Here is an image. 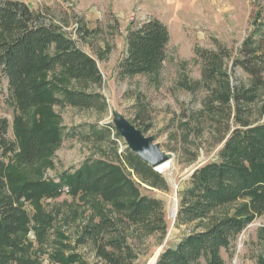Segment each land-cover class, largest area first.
Instances as JSON below:
<instances>
[{"label":"trees","instance_id":"16d2710c","mask_svg":"<svg viewBox=\"0 0 264 264\" xmlns=\"http://www.w3.org/2000/svg\"><path fill=\"white\" fill-rule=\"evenodd\" d=\"M83 35L87 31L82 30ZM83 37V36H81ZM168 31L159 20H148L129 28L125 55L119 64L122 76L155 74L164 61ZM200 62V78L184 80L182 87L195 94L205 91L204 111L219 134L217 160L195 169L189 186L178 193L176 222L190 228L178 242L164 249L155 264H225L222 251L256 217L264 214V16L262 9L252 14L250 29L240 45L230 51L216 42V48L194 49ZM225 60L239 68L245 81L232 84ZM56 67L64 69L68 80L81 87L63 89L43 80ZM0 77L6 81L9 105L13 109V136L8 122L0 118V264H33L23 258L21 234L27 215L23 201L35 202L41 194L58 197L69 194L97 195L96 221L79 226L77 244L88 247L100 264H133L135 251L129 239L164 236L167 226L161 201L144 196L120 164L127 166L143 184L167 189L162 174L136 156L125 143L117 160L86 159L77 168L65 170L57 181L37 184L35 189L20 187L7 191L5 158L16 157L26 167L39 164L56 135H82L96 143L122 142L113 124H83L62 133L57 116L35 109L51 95L59 103L104 112L107 104L88 85L101 86L96 61L57 27L46 24L44 16L24 2L0 3ZM258 114L262 123L252 117ZM205 119V118H204ZM199 121L197 135L203 130ZM203 121V120H202ZM144 133L148 126H136ZM228 216L215 217L216 210L238 204ZM109 205L110 210L102 207ZM45 235L48 222L39 228ZM79 261V260H78Z\"/></svg>","mask_w":264,"mask_h":264},{"label":"rangeland","instance_id":"374dc122","mask_svg":"<svg viewBox=\"0 0 264 264\" xmlns=\"http://www.w3.org/2000/svg\"><path fill=\"white\" fill-rule=\"evenodd\" d=\"M4 1L10 0H0V3ZM16 1L38 11L46 24L57 27L96 61L102 84L99 87L88 85L85 90L101 94L107 104L106 110L100 113L59 103L49 95L36 111L57 116V127L62 133L83 124H112L113 116L118 115L135 127L148 126L143 134L151 137L163 152L172 155L170 171L162 174L166 190L141 183L127 166L120 164L142 195L164 205L167 226L164 236L128 240L136 255L133 264H152L164 249L174 246L190 230L178 225L177 214L171 220L173 200L178 209V193L189 186L192 172L216 161L221 147L220 136L204 111L206 92L191 94L181 85L184 80L192 82L200 78L201 64L194 56V49L213 50L219 42L234 51L250 29L252 14L258 6L264 16V0ZM152 19L159 20L168 31L164 61L155 74L120 75L127 30ZM82 30L87 31V35H83ZM225 70L232 84L238 79L246 80L239 68H232L230 60H225ZM42 78L63 89L81 88L67 79L61 67L46 72ZM263 99L260 97V101ZM0 118L7 120V137L15 141L13 109L9 105L6 81L1 77ZM198 120L203 122L200 135L196 133ZM252 120L263 122L257 113ZM122 143L124 141L111 145L96 143L82 135H56L48 145L46 157L35 166H23L13 155L5 158L7 191L20 187L35 189L39 183L57 181L60 173L77 168L86 159H104L117 164V154L124 147ZM95 206L101 205L94 193L63 192L58 197L39 194L35 202L23 201L27 215L21 234L23 258L33 264H100L88 247L77 244L79 226L90 219L97 220ZM238 206L239 203L224 207L213 215H231ZM102 207L106 212L111 209L109 205ZM46 222L49 230L42 235L39 228ZM222 258L225 264H264V214L231 241L228 249L222 251Z\"/></svg>","mask_w":264,"mask_h":264},{"label":"water","instance_id":"95a60500","mask_svg":"<svg viewBox=\"0 0 264 264\" xmlns=\"http://www.w3.org/2000/svg\"><path fill=\"white\" fill-rule=\"evenodd\" d=\"M112 124L123 139L126 147L153 170L157 171V167L170 161V157L172 158V155L163 152L159 145L153 142L151 137L145 136L141 130L124 120L121 116L114 115ZM155 262L152 264H155Z\"/></svg>","mask_w":264,"mask_h":264},{"label":"bare ground","instance_id":"6f19581e","mask_svg":"<svg viewBox=\"0 0 264 264\" xmlns=\"http://www.w3.org/2000/svg\"><path fill=\"white\" fill-rule=\"evenodd\" d=\"M172 158L170 157V161L164 163L162 166L157 167L156 170L160 172L161 174H167L170 171L171 168V162ZM176 209H177V203L173 200L172 209L170 212V218L171 220H174L176 215Z\"/></svg>","mask_w":264,"mask_h":264}]
</instances>
